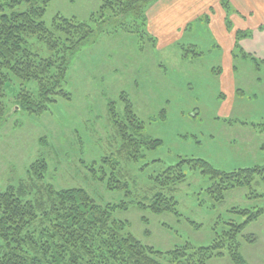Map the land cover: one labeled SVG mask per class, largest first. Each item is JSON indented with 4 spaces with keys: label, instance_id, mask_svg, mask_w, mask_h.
Returning a JSON list of instances; mask_svg holds the SVG:
<instances>
[{
    "label": "rangeland",
    "instance_id": "374dc122",
    "mask_svg": "<svg viewBox=\"0 0 264 264\" xmlns=\"http://www.w3.org/2000/svg\"><path fill=\"white\" fill-rule=\"evenodd\" d=\"M104 1H49L44 16L49 26L58 16L74 17L93 25L95 33L72 57L65 81L70 99L59 98L45 112L32 114L17 109L16 97L26 89L38 94V84L14 77L9 81L4 96L9 112L0 123V190L28 181L33 162L45 158L49 168L44 181L56 189L84 188L102 205L126 200L129 208H118L114 215L127 220L129 231L143 243L162 250L186 242L209 245L232 221L247 220L239 211L264 209L260 176L251 187L229 190L219 202L210 192V176L187 165V178L174 193L179 214H154L137 204L153 195L152 176L182 158L204 159L224 171L264 165V65L257 69L254 61L232 56L234 81L225 86L220 72L228 44L217 34L225 23L222 0L213 5L210 24L207 17H195L173 41L164 39L161 31L156 33L157 25L149 20L150 35L143 38L124 32L116 20L100 26ZM172 1L164 0L163 8ZM176 1L173 13L180 0ZM231 4L232 8L235 3ZM257 14L243 18L232 11V28L252 29L264 20ZM176 18L175 22L181 21ZM34 45L48 53L44 44L35 40ZM123 92L145 122V133L162 140L156 149L144 151L137 163L118 155L122 138L109 116L111 101L124 112ZM114 161L129 172L130 194L109 189L101 180L104 171L110 174L108 163ZM240 241L248 264H264V212L247 224ZM208 264L235 263L225 246L223 256Z\"/></svg>",
    "mask_w": 264,
    "mask_h": 264
},
{
    "label": "trees",
    "instance_id": "16d2710c",
    "mask_svg": "<svg viewBox=\"0 0 264 264\" xmlns=\"http://www.w3.org/2000/svg\"><path fill=\"white\" fill-rule=\"evenodd\" d=\"M49 1L0 3V123L8 116L4 96L13 77L38 84V94L26 89L16 97L17 107L32 114L45 112L59 98H71L65 81L72 57L95 33V27L65 16L56 17L49 26L44 20ZM156 1L105 0L101 6L100 26L116 20L124 32L146 37L150 35L146 28L147 9ZM223 5L230 29L232 8L227 0H223ZM259 30H264V26ZM252 36L251 29L237 30L233 56L252 60L260 69L264 60L245 51L240 43ZM150 38L153 42L157 40ZM35 40L46 46L47 54L35 48ZM120 100L124 105L123 113L118 111L116 102L109 104L110 119L122 138L118 155L126 162L137 163L145 156L144 151L156 149L162 140L145 133V122L126 93L121 94ZM119 164V161L108 163L111 172L104 171L101 180L109 189H125L130 194L126 179L129 172ZM187 165L210 176L213 180L210 192L219 202L231 189L251 187L257 176L264 180V165L224 171L204 159L182 158L152 176L150 187L154 193L137 206L148 208L154 214H179L174 193L187 178ZM48 168L47 160L39 158L28 170V181L0 190V264H208L212 258L223 256L225 246L233 263L248 264L240 251V236L264 209L239 211L247 215V220L244 223L232 221L230 227L219 234L222 237L218 236L219 239L209 245L195 246L186 242L162 250L143 243L129 231L127 220L115 217L118 208H129L126 200L102 205L84 188L56 189L44 181Z\"/></svg>",
    "mask_w": 264,
    "mask_h": 264
},
{
    "label": "crops",
    "instance_id": "0c3cea01",
    "mask_svg": "<svg viewBox=\"0 0 264 264\" xmlns=\"http://www.w3.org/2000/svg\"><path fill=\"white\" fill-rule=\"evenodd\" d=\"M219 1L220 0H180L179 5L176 9H174L173 13L171 9L175 8V4L177 2L176 0L169 2L166 8H163V6H165L164 0H157L151 5V7H149L147 11V17L152 26L157 25L156 28H153L156 33L161 31L163 36L166 34L164 39L167 38L168 40L173 41L175 34L177 32H180L181 30L189 28V26L191 25V20H193L195 17H197V19L207 17V21L210 24L212 12H214L213 5L215 3H218ZM232 1L235 3L234 6L236 7L235 8L234 6H232L233 14H236L243 18H248L251 16L253 17L254 14L258 13L257 15H260V18L262 17V19H264V0H227L230 6L233 5L231 4ZM219 4L221 3L219 2ZM218 10L220 11V6L218 7ZM221 10H224V12H226L223 5V0L221 4ZM236 15L233 16V18H236ZM164 17L165 19L162 21V18ZM175 17H177L176 19L181 18V21L177 20V22H175ZM226 18L227 13L224 17L225 23L221 24L222 31L217 32L218 37L221 39V41L225 40V42L228 44V46H226L227 51H225V53L223 54L224 69L220 72V76H222L225 86L228 85V83L234 81L232 56L235 48L236 32L237 30H239L236 28L228 29ZM261 25H264V20L251 29L253 31V36L251 38H244L240 41V43L246 51L255 53L256 57L259 56L258 58L264 60V30H259V27ZM257 26L258 30H256ZM157 40L159 43V38H157ZM214 70L216 72V69ZM232 87L233 88H229L230 90H232V95H234L235 86L232 85Z\"/></svg>",
    "mask_w": 264,
    "mask_h": 264
},
{
    "label": "water",
    "instance_id": "95a60500",
    "mask_svg": "<svg viewBox=\"0 0 264 264\" xmlns=\"http://www.w3.org/2000/svg\"><path fill=\"white\" fill-rule=\"evenodd\" d=\"M17 109H18V107H17Z\"/></svg>",
    "mask_w": 264,
    "mask_h": 264
}]
</instances>
